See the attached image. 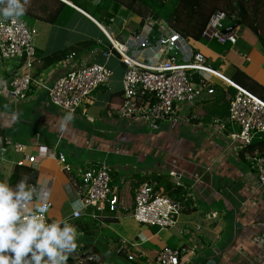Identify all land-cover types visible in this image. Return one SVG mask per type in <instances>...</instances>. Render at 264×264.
<instances>
[{"label":"crops","instance_id":"crops-1","mask_svg":"<svg viewBox=\"0 0 264 264\" xmlns=\"http://www.w3.org/2000/svg\"><path fill=\"white\" fill-rule=\"evenodd\" d=\"M59 1L67 4L72 13L67 28L44 20L36 10L24 14L34 22L27 25L35 29L32 43L36 55L30 67L21 58L0 59V181L9 183L18 164L37 170L36 184L28 185L43 189L41 201L51 203L49 221H67L78 231L77 248L68 254L67 264H156L154 257L163 246L185 250L181 264H205L209 259L217 264L262 263L264 245L257 243L256 238L264 234V186L257 182L253 161L264 154V134L255 138L253 146H228L227 135L235 129L227 123L228 103L235 88L211 74L193 75V82L198 83L202 76L214 91L192 104H178L181 120L174 127L166 123L140 124L114 112L108 117V109L122 104L126 65L115 52L109 57L103 55L110 47L105 33L119 42H130L136 33L155 39L158 34L167 33L168 27L160 21L154 31L155 23L150 19L140 24L139 16L125 6L117 7L115 0H73L88 12L68 0ZM263 2L260 0L259 13ZM102 3L101 7H105L98 11ZM37 25L46 31V40L35 39ZM256 30L258 34L259 29ZM251 39L240 37L235 44L226 43L228 46L223 47L215 39L183 38L180 47L153 45L132 51L131 55L153 63L175 55L177 62L186 63L199 51L206 57V64L227 79L240 69L264 86V68L260 65L264 51L260 45L255 51L257 45ZM71 51L75 52L74 60L99 63L113 73L106 84L93 92V102L86 106L85 114L92 121L81 110L67 121L64 118L68 113L54 106L46 91L35 86L23 101L4 97L5 88L17 73H29L51 83L69 67V56L62 59ZM242 51L249 58L245 65ZM215 119L226 125H214ZM148 128L155 134L145 143L146 138L137 136ZM13 144L24 146V151H15L10 146ZM42 148L63 153L71 169L63 170L55 156L39 159L35 164L22 162L26 155H36ZM96 160L105 161L110 167L118 208L105 209L96 216L88 208L74 218L72 204L78 200L75 185L80 172ZM144 180L167 195L179 193L185 208L173 226L159 228L133 218L134 191ZM118 239L124 241L126 251L119 250ZM130 253L133 260L127 258ZM87 256H94L95 260L80 263Z\"/></svg>","mask_w":264,"mask_h":264},{"label":"built area","instance_id":"built-area-1","mask_svg":"<svg viewBox=\"0 0 264 264\" xmlns=\"http://www.w3.org/2000/svg\"><path fill=\"white\" fill-rule=\"evenodd\" d=\"M225 14L217 11L212 14L202 31V36L215 39L220 44H235L237 36L235 31L223 32ZM0 59L21 58L27 67L32 65L35 58V47L32 39L35 29L28 26L23 20L18 19L15 24L11 19L4 20L0 17ZM165 34L150 37L143 33L132 35L130 42H119L108 34L110 47L103 52L109 57L117 53L126 65L122 78V104L116 109H108L106 115L111 117L113 112L119 117L140 124L154 126L166 123L171 127L178 124L180 119L178 104H192L204 94L213 93L207 80L200 76L198 83L193 82L195 74H211L225 81L235 88L229 100L227 123L235 127L228 133V146L250 145L255 138H260L264 133V99L248 90L239 87L232 81L222 76L216 69L206 64V57L199 51L194 52L186 63H179L175 55H170L160 63L140 60L132 56V51H141L153 45L174 48L182 45L183 38L176 31L168 28ZM75 54L69 55V67L57 75L51 83L40 81L29 73H17L5 88L4 94L11 101H23L27 98L32 87L46 91L49 101L58 109L71 115L81 110L86 115V106L93 102V92L101 85L106 84L112 76V70L99 63H82L74 60ZM92 121L91 117L86 115ZM214 125L224 127L226 122L215 119ZM15 151L23 152L24 146L10 145ZM55 156L61 168L69 171L70 164L63 153H55L52 148H42L36 155H26L24 163L35 164L39 159ZM23 164V163H22ZM254 173L259 185L264 186V154L257 155L253 161ZM209 169V167H208ZM79 182L75 185L78 200L83 203L79 215L88 208H92L91 215L97 212L116 211L118 208L117 191L111 183L110 167L105 161L96 160L80 172ZM47 205L45 219L51 203L41 201ZM133 218L140 224L168 228L173 226L185 205L178 199L165 194L162 189L155 188L149 182L137 185L133 195ZM36 203L32 206L35 210ZM256 242L264 245V234L256 238ZM119 250L126 251L123 240L118 239ZM183 249H173L163 246L154 261L156 264H181ZM129 260L134 256L127 255ZM94 256L80 259V263L94 261ZM260 264H264V261Z\"/></svg>","mask_w":264,"mask_h":264},{"label":"clouds","instance_id":"clouds-1","mask_svg":"<svg viewBox=\"0 0 264 264\" xmlns=\"http://www.w3.org/2000/svg\"><path fill=\"white\" fill-rule=\"evenodd\" d=\"M27 3L0 0V17L15 24L25 14ZM64 119L71 121L73 117L69 114ZM42 190L29 186L24 178L15 188L0 181V264H67L68 254L76 250L78 231L74 225L46 221ZM82 207L81 201H75L73 214L79 215Z\"/></svg>","mask_w":264,"mask_h":264},{"label":"trees","instance_id":"trees-1","mask_svg":"<svg viewBox=\"0 0 264 264\" xmlns=\"http://www.w3.org/2000/svg\"><path fill=\"white\" fill-rule=\"evenodd\" d=\"M28 0L25 4L26 12L32 13L31 10H36L40 12L41 17L52 23H59L63 17V10L70 8L67 4L59 0ZM74 5L79 6L86 12H88L84 7H81L73 0H68ZM117 7L125 6L132 13L140 17V24L143 21L151 20L155 24L152 25V30L157 31V23L160 21L165 22L168 28L176 31L182 38L199 40L202 36V31L206 27L208 20L212 14L216 11H221L225 14L226 18L230 19L231 23L237 21H244V26L248 27L250 30L259 29L257 26V21L259 19V6L260 0H240L245 15H241L233 3L235 0H115ZM250 2V4H249ZM24 3V0H21ZM25 15L21 16L19 19L23 20ZM258 27V28H257ZM260 40V46L264 51V36L257 34ZM212 40V39H211ZM217 42V41H216ZM220 44V43H219ZM221 45V44H220ZM223 47L228 46V44L221 45ZM74 53L71 51L66 57ZM234 84L242 87L249 92L264 98L260 91L264 93V86L259 84L257 81L252 79L246 73L237 69L230 79ZM264 134V133H263ZM255 141H253L249 146H253ZM37 170L26 165L18 164L13 168L11 173L9 184L15 185L20 182L22 178L26 179L27 184H36ZM142 181V179H140ZM148 180V179H147ZM144 180L143 182L147 181ZM150 180V179H149ZM142 183V182H141ZM155 187V186H154ZM156 188V187H155ZM169 196L174 197L179 200V193L175 191L168 192ZM92 262V261H89ZM93 264L95 262H92Z\"/></svg>","mask_w":264,"mask_h":264},{"label":"rangeland","instance_id":"rangeland-1","mask_svg":"<svg viewBox=\"0 0 264 264\" xmlns=\"http://www.w3.org/2000/svg\"><path fill=\"white\" fill-rule=\"evenodd\" d=\"M249 4H250V2H249ZM102 5H103V3L100 5V8L98 9V11H102L100 9L105 7V6L101 7ZM71 17H72L71 11L68 8L64 9L63 10V17L61 18V21L58 23L60 25V27L67 28V26L69 25L68 20H70ZM258 17H259V19L257 21V26L259 27L260 34L264 36V2H263V11L262 12L260 11ZM23 21L26 24H29L30 26L33 25V23H34V22L30 21V19L25 18V17L23 18ZM223 22H224V26H225L226 24H228L230 22V19L225 17ZM237 22H240V21H237ZM244 24H245L244 21H242V23H240L237 26V31H236V29L234 30L235 33H236L237 39H239L240 37L241 38H244V37H249L250 38V37H252L251 40L253 41V43H255L257 45V48H255V51H258L257 49H259V45H260L261 42L258 39L257 34L254 31L256 29L250 30L248 27L244 26ZM37 28H38V34L36 35L35 39H45L46 40V31H44V29H43V27L41 25H37ZM238 29H240V30H238ZM256 32H257V30H256ZM63 37L66 38V36H63ZM238 42L239 43H243L244 46H246L243 40H238ZM94 46L96 48H100V46H97V44H94ZM246 49H247V47H246ZM172 52L175 53V50H173ZM241 53H243V55H244L243 56L244 62H242V64L245 65V64H247L249 62V58L246 56L247 53H245L243 51ZM260 65H261V67L264 68V58L262 59V62L260 63ZM4 97L8 98L5 94H4ZM222 103H224V101ZM228 106H229V103H228ZM139 133H141V134H138L137 138L138 139H141V138L145 139L146 138L145 143H147L149 141L150 136H153L155 134V132H152L149 128L146 129V130L142 129V131H139Z\"/></svg>","mask_w":264,"mask_h":264},{"label":"water","instance_id":"water-1","mask_svg":"<svg viewBox=\"0 0 264 264\" xmlns=\"http://www.w3.org/2000/svg\"><path fill=\"white\" fill-rule=\"evenodd\" d=\"M234 6H235V8L238 10V12H239L242 16L245 15V12H244L243 6H242V4H241V2H240L239 0L234 1ZM239 24H240V22H235V23H233V24H231V25H229V26H226V27L223 29V32H224V33H227V32H230V31H234V30L237 28V26H238ZM254 31H255V33H257L256 30H254ZM205 264H217V263H216V261H215L214 259H209L208 261H206Z\"/></svg>","mask_w":264,"mask_h":264}]
</instances>
